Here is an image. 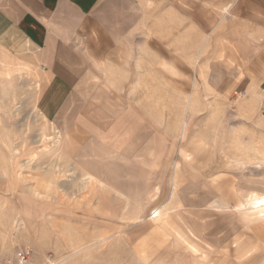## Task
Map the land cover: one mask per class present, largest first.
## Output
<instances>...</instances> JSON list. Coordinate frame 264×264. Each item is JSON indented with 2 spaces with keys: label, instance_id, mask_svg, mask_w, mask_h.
Returning a JSON list of instances; mask_svg holds the SVG:
<instances>
[{
  "label": "rangeland",
  "instance_id": "1",
  "mask_svg": "<svg viewBox=\"0 0 264 264\" xmlns=\"http://www.w3.org/2000/svg\"><path fill=\"white\" fill-rule=\"evenodd\" d=\"M141 2L124 65L87 77L115 97L55 98L37 52L0 35V262L29 247L62 264H264V84L197 19L169 32L166 11L192 3ZM106 109L132 125L114 147L62 128ZM164 243L166 262L146 258Z\"/></svg>",
  "mask_w": 264,
  "mask_h": 264
},
{
  "label": "crops",
  "instance_id": "2",
  "mask_svg": "<svg viewBox=\"0 0 264 264\" xmlns=\"http://www.w3.org/2000/svg\"><path fill=\"white\" fill-rule=\"evenodd\" d=\"M182 2L192 3L193 7L201 12L194 14L188 8L166 11V17L178 18L175 20V27L178 29L169 32L188 33V19H197V23L203 27L202 32L212 31L214 40L218 36V43L229 50V55L236 65L248 69L252 76L250 78L263 85L264 0ZM145 3L141 0H0V35L7 42L14 38L15 45L25 41L37 52L39 66L47 80L55 82L63 92L56 94L55 98L115 97L118 95L109 94V89L104 91L100 84H95L96 80L87 77L88 74H98L106 65H124L120 61L121 51L130 48V42L125 40V34L129 32V29H126V19L134 21L135 33V27L141 24L140 12ZM192 30L191 32L195 33L201 32L195 28ZM135 48L139 49L133 45L132 49ZM116 63L120 65H115ZM106 71L111 72L109 68ZM89 83H92V88ZM259 92L262 101L261 118L264 120V89ZM63 106L62 104L59 111L57 110L58 115L64 112ZM97 114L86 115L78 120L76 117L74 121V115L69 113L62 128L104 130L106 137L103 138L109 147H114L117 142V138H114L117 137L116 130L132 129V125H125L126 116L117 120L115 111L106 109L100 112V118ZM164 245V249L152 247V250L145 252L146 258L152 257L156 261L161 259L166 262L167 243ZM140 251L138 248L137 252ZM53 257L62 264V261ZM35 258L39 261L36 255Z\"/></svg>",
  "mask_w": 264,
  "mask_h": 264
},
{
  "label": "built area",
  "instance_id": "3",
  "mask_svg": "<svg viewBox=\"0 0 264 264\" xmlns=\"http://www.w3.org/2000/svg\"><path fill=\"white\" fill-rule=\"evenodd\" d=\"M0 264H59L53 255H47L44 260L38 261L34 251L29 247H22L15 251L10 259H5Z\"/></svg>",
  "mask_w": 264,
  "mask_h": 264
},
{
  "label": "bare ground",
  "instance_id": "4",
  "mask_svg": "<svg viewBox=\"0 0 264 264\" xmlns=\"http://www.w3.org/2000/svg\"><path fill=\"white\" fill-rule=\"evenodd\" d=\"M255 205L257 206V208H263L264 207V199H261L260 201L256 202ZM254 206L252 205V207H254Z\"/></svg>",
  "mask_w": 264,
  "mask_h": 264
}]
</instances>
